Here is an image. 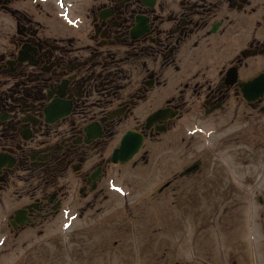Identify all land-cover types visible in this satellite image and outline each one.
<instances>
[{"label":"flooded vegetation","instance_id":"obj_1","mask_svg":"<svg viewBox=\"0 0 264 264\" xmlns=\"http://www.w3.org/2000/svg\"><path fill=\"white\" fill-rule=\"evenodd\" d=\"M11 1L0 0V10L21 14ZM65 1L83 38H55L49 27L42 44L33 41L34 28L19 22L13 32L1 31L7 47L0 51L6 77L0 84L6 86L0 88V218L7 217L10 233L2 255L49 232L68 208H78L85 235L83 219L111 201L105 184L116 165L111 147L127 124L158 138L161 132L147 130L144 115L165 94L180 112L190 96L198 118L264 109L245 101L241 85L264 71V0ZM141 16L149 32L133 39ZM150 94L154 101L139 109ZM60 98L72 107L54 121L55 114L41 109ZM148 154L140 157L145 163ZM46 250L49 256V240Z\"/></svg>","mask_w":264,"mask_h":264},{"label":"rangeland","instance_id":"obj_2","mask_svg":"<svg viewBox=\"0 0 264 264\" xmlns=\"http://www.w3.org/2000/svg\"><path fill=\"white\" fill-rule=\"evenodd\" d=\"M188 135V134H187ZM190 136V135H188ZM191 137V136H190ZM189 137V140L191 141L192 143V139ZM190 141L183 145V149H177L180 153H183L182 154V157H185L183 159V161L181 162V166H184L185 164H188V163H191L193 159H195L196 157L191 153V149H190ZM178 147V146H177ZM174 147L171 148V150L167 151L169 156H172L174 155V153H176L175 151H177ZM259 152V161L258 162V165L260 167V170H261V176H262V183L264 182V145L261 146V148L258 150ZM177 154V153H176ZM178 155V154H177ZM217 160V159H216ZM215 161V160H214ZM217 161H220V159H218ZM206 174L197 180V183L199 185V190H200V193L204 191V189H206L205 187V182H206ZM195 182L193 181H188V183L185 184V189L187 190V192H191L195 189ZM220 203V202H219ZM257 207V216L255 217V219H257L258 221H256L255 219L253 220L252 224L246 222V217H247V214L245 215V219L243 220L244 223L242 225H239L238 228L235 226L234 228H237V230H239V235H240V238L242 240H246V243L247 244H250L251 247H252V244L253 246H256V247H260L262 248V254H261V258L259 259V263L260 264H264V219H260L259 218V212H260V206H256ZM161 208L162 209H166L168 208L167 206V203H162L161 205ZM157 209V208H156ZM193 210L200 216L201 214H206L207 212H212L208 209L207 207V203L205 201V199H203V202L202 204L200 205H197L195 204ZM262 210V209H261ZM171 214V217L174 218L175 217V213L174 211H171L170 212ZM219 215L220 213H218L216 211V209L214 210L213 212V215L211 216V220L213 219L214 221L218 222L219 221ZM220 226V224H217V225H214V224H209L207 226L215 229V226ZM232 227V226H231ZM254 235V237H253ZM245 237V238H243ZM251 237V241L249 242V238ZM205 238H203L201 236V238L197 241V248L200 249L202 248V243L205 244ZM94 240L91 238L90 240H88L89 243L93 242ZM143 241L145 243L148 242V238H145L143 239ZM172 241L174 242V245L175 243L177 242V238H174L172 239ZM187 248H185V247ZM89 248L91 249V253L94 254L95 256L96 255H99L100 252H98V250H95L94 248H92L91 246H89ZM191 238L188 236L186 242L183 243V240L181 242V246H180V250L178 251L177 254L175 255H170L167 257V260H166V263L168 262V260L170 259L171 260H175V259H181V260H188L190 258V254H191ZM138 249L140 250V253H141V243H139V247L138 246H130L129 247V253L127 254H123L122 252H118V257L114 260L113 258L110 259V261L108 260V257L107 255H105L106 257V261H108L109 263L111 264H133L131 262H134V258L137 254H140L138 253ZM229 252H233V249H230ZM195 253L198 255L197 257L200 259H204L200 256H204V253H201L200 252H197V249L195 251ZM235 253L236 256L240 257V264H253L254 263V260H253V255H252V251L251 250H248L247 251V255H244V258H243V252L241 250H238L236 249V252H233ZM72 254V252L70 253ZM102 256H100L101 258ZM70 256H66L64 252L60 253V259H54V262L53 264H72L70 263ZM207 258V257H206ZM72 259V258H71ZM141 260L144 261V264L146 263V260L147 258H145L144 256L141 257ZM217 261V260H216ZM213 262V264H219L218 261L217 262ZM76 262V261H75Z\"/></svg>","mask_w":264,"mask_h":264}]
</instances>
